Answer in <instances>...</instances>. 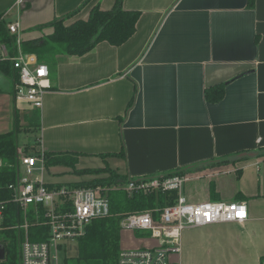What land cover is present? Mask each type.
Here are the masks:
<instances>
[{
	"label": "crops",
	"instance_id": "crops-1",
	"mask_svg": "<svg viewBox=\"0 0 264 264\" xmlns=\"http://www.w3.org/2000/svg\"><path fill=\"white\" fill-rule=\"evenodd\" d=\"M115 2L0 0V14L20 22L24 41L49 34L37 28L55 18L76 12L66 23L86 20L94 6L107 11ZM122 8L139 13L134 34L120 46L100 42L83 56L57 55L53 69L45 63L50 88L40 110L15 101L11 75H3L9 131L17 117L21 132L37 135L39 150H19L68 155L77 170L134 180L214 163L187 174V200L243 202L247 219L185 229L171 261L264 264V156L218 164L264 150V0H123ZM220 87L222 98L210 101ZM34 121L38 129L28 126ZM107 176L65 166L42 174L49 187Z\"/></svg>",
	"mask_w": 264,
	"mask_h": 264
},
{
	"label": "built area",
	"instance_id": "built-area-1",
	"mask_svg": "<svg viewBox=\"0 0 264 264\" xmlns=\"http://www.w3.org/2000/svg\"><path fill=\"white\" fill-rule=\"evenodd\" d=\"M7 30L16 38L15 54L0 43V64L8 65L15 72V76L10 78L13 97L17 102L26 103L30 109L40 110L44 95L50 88L49 68L36 55L22 51L19 21L7 24ZM3 75L0 71V83ZM17 154V180L7 184L9 195L0 200V234L13 231L12 241L20 243V264H65V259L60 261V254L64 253L67 242H78L92 221L109 215L107 195L110 191L120 190L130 196L160 191L174 196L173 203L161 209L157 217L152 211H145L122 218L121 228L147 233L156 240L157 246L121 250L117 264H180L171 261V256L180 254L185 229L216 223H241L247 219V207L243 202H189L184 186L192 178L187 174L130 179L122 185L103 189L49 187L42 178L43 158L20 150ZM3 167L0 159V169ZM31 226L45 228V234L42 230L36 232L37 241L30 239Z\"/></svg>",
	"mask_w": 264,
	"mask_h": 264
},
{
	"label": "trees",
	"instance_id": "trees-1",
	"mask_svg": "<svg viewBox=\"0 0 264 264\" xmlns=\"http://www.w3.org/2000/svg\"><path fill=\"white\" fill-rule=\"evenodd\" d=\"M123 0H116L115 5L110 10H102L99 6H94L86 20L77 19L72 23H66L76 12L68 13L62 17L55 18L51 22L39 26L38 31L45 28H51L47 35L32 40H24L21 43L23 52L35 54L38 60L46 63L51 69L55 68L54 58L57 55L83 56L90 52L98 43L107 42L112 46H120L125 43L135 32L136 23L139 19V13L136 11H126L122 8ZM15 36L7 30V23L4 21L3 14H0V43H4L11 54H15ZM0 71L4 75L15 76V72L8 65L0 64ZM214 96L207 98L210 101H219L222 98V87L213 91ZM38 121V117L36 118ZM28 126L38 129L39 124L29 122ZM19 119L16 117L14 127L7 133L0 134V159L4 167L0 169V200L6 199L9 195L6 186L15 182L19 171V156L17 151L20 146L18 143L21 132ZM34 156L37 154H33ZM241 154L232 158H227L218 164H228L232 161H238ZM39 156V155H38ZM257 157L264 156V150L255 153ZM45 166H65L73 170L76 175H97L107 173L105 178H95L90 181L74 183L69 187L73 188H96L110 187L119 181H129V178L121 177L109 169L103 170H77L75 168L76 159L68 155H49L42 154ZM215 165L205 164L193 166L167 174L184 175L197 170L205 169ZM110 212L107 217L99 218L88 226L85 235L77 242L78 254L75 264H117L118 254L121 251L120 245V222L126 215L152 211L153 216L157 217L158 212L166 205L173 203L174 196L163 194L160 191L150 194L128 195L123 191L108 192ZM157 211V212H156ZM21 223V220L18 221ZM44 231L31 226L30 239L37 241L36 232ZM13 231L3 232L11 244L0 243L6 250L5 259L0 264H20V243L18 240L12 241ZM19 232V231H17ZM18 234V233H16ZM18 236V235H16ZM43 239V236L42 238ZM18 249V250H17ZM67 264V260H64Z\"/></svg>",
	"mask_w": 264,
	"mask_h": 264
},
{
	"label": "rangeland",
	"instance_id": "rangeland-1",
	"mask_svg": "<svg viewBox=\"0 0 264 264\" xmlns=\"http://www.w3.org/2000/svg\"><path fill=\"white\" fill-rule=\"evenodd\" d=\"M12 18H5V21L8 22ZM12 22H15L14 19ZM6 97L0 96V134L6 131H9L11 128V111H12V102L11 95L6 91ZM4 99L8 101L5 103ZM7 105V106H6ZM7 107V111H4ZM36 134L30 131L23 130L19 134L18 143L19 146L23 147H32L30 151L39 150V146L36 142ZM189 183V182H188ZM186 183L185 186L188 184ZM184 186V188H185ZM0 243L10 244L9 239L4 235L0 234ZM120 244L123 251L128 250H139L142 248L151 249L153 245L156 244V241L150 238L144 232H136L133 230L121 228L120 232ZM11 246V244L9 245ZM155 247V246H154ZM18 250V249H17ZM78 254V243L77 242H67L65 251L63 254H60V261L66 259L67 264H75V259ZM1 263V262H0Z\"/></svg>",
	"mask_w": 264,
	"mask_h": 264
},
{
	"label": "water",
	"instance_id": "water-1",
	"mask_svg": "<svg viewBox=\"0 0 264 264\" xmlns=\"http://www.w3.org/2000/svg\"><path fill=\"white\" fill-rule=\"evenodd\" d=\"M253 157H255L254 153H246L241 155V158H253ZM4 257H5L4 246L0 244V261L4 260Z\"/></svg>",
	"mask_w": 264,
	"mask_h": 264
},
{
	"label": "flooded vegetation",
	"instance_id": "flooded-vegetation-1",
	"mask_svg": "<svg viewBox=\"0 0 264 264\" xmlns=\"http://www.w3.org/2000/svg\"><path fill=\"white\" fill-rule=\"evenodd\" d=\"M5 254H7V253H6V250H5Z\"/></svg>",
	"mask_w": 264,
	"mask_h": 264
}]
</instances>
